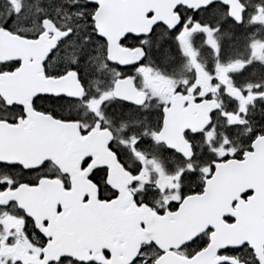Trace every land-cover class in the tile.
I'll use <instances>...</instances> for the list:
<instances>
[{
  "label": "snow or ice",
  "instance_id": "obj_1",
  "mask_svg": "<svg viewBox=\"0 0 264 264\" xmlns=\"http://www.w3.org/2000/svg\"><path fill=\"white\" fill-rule=\"evenodd\" d=\"M228 164L264 166V0H0V264H264Z\"/></svg>",
  "mask_w": 264,
  "mask_h": 264
},
{
  "label": "water",
  "instance_id": "obj_2",
  "mask_svg": "<svg viewBox=\"0 0 264 264\" xmlns=\"http://www.w3.org/2000/svg\"><path fill=\"white\" fill-rule=\"evenodd\" d=\"M224 167L230 168L231 172H227L229 175L224 178L223 169H219V178L216 184L224 182L227 186L225 188L226 191H229L231 196L235 195L238 191H242L243 186H246L247 182L249 180L259 179L261 176V173L264 172V166L257 165L256 167L252 168H245L236 166L234 164L232 165H226Z\"/></svg>",
  "mask_w": 264,
  "mask_h": 264
},
{
  "label": "flooded vegetation",
  "instance_id": "obj_3",
  "mask_svg": "<svg viewBox=\"0 0 264 264\" xmlns=\"http://www.w3.org/2000/svg\"><path fill=\"white\" fill-rule=\"evenodd\" d=\"M76 166L78 167L79 164V160L77 159L75 161ZM232 165V164H229ZM226 165H222L221 168L223 169V174H224V178H226L229 174L227 172H231L230 168L224 167ZM75 179V177H74ZM226 180V179H225ZM225 180L224 182L218 183L215 185V198L212 202V209L214 211H226L227 210V203L229 201V199L232 197L231 194L229 193V191H226L225 188H227L226 184H225ZM78 187L80 188L81 191H91L94 195L95 190L91 188V186H87L86 182L80 181L78 183ZM55 194V193H53ZM43 203H46L43 202Z\"/></svg>",
  "mask_w": 264,
  "mask_h": 264
}]
</instances>
